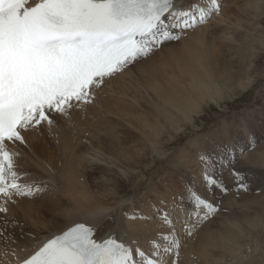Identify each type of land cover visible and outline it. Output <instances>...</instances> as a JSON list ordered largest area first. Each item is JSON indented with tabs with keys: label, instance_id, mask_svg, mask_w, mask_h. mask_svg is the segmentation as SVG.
I'll return each mask as SVG.
<instances>
[{
	"label": "snow or ice",
	"instance_id": "obj_1",
	"mask_svg": "<svg viewBox=\"0 0 264 264\" xmlns=\"http://www.w3.org/2000/svg\"><path fill=\"white\" fill-rule=\"evenodd\" d=\"M220 11V0L188 9L179 7L176 0H37L34 4L31 0H0V216L4 225L0 236L9 223L24 227L19 221L9 222V205L35 198L49 188L46 183L21 182L24 174L16 163L19 154L8 145L27 146L22 133L45 125L49 130L58 127L56 116L71 126L74 114L95 104L108 80L162 45L180 41L187 31L208 23ZM249 143L251 149L257 146L254 138ZM225 147L234 189L209 171L214 167L211 154L199 156L205 187L214 199L217 191L222 197L233 190H248L235 167V149ZM214 199L192 193V212L185 211L183 217L176 204L157 210L169 231L158 233L150 250L132 237L143 234L140 222H150L152 217L132 211L124 213L118 223L128 241L118 239L116 233L98 240L93 226L76 223L47 239L31 255L6 249L3 256L11 255L15 264H182V233L192 236L217 213L226 211ZM177 220L182 227H177Z\"/></svg>",
	"mask_w": 264,
	"mask_h": 264
},
{
	"label": "bare ground",
	"instance_id": "obj_2",
	"mask_svg": "<svg viewBox=\"0 0 264 264\" xmlns=\"http://www.w3.org/2000/svg\"><path fill=\"white\" fill-rule=\"evenodd\" d=\"M220 1L221 3L231 1V3L228 2L230 5L224 8L223 12L221 10L220 13L213 15L208 23L187 31L189 35L186 41H182V46L175 45V47L171 45L174 48H171L168 52H170L173 58L168 57L169 63H162L161 61L160 68H155V65L152 67L149 66L152 72H156V70H168L171 73L164 74L160 80L153 78L152 74L138 71L137 75L146 79L142 81V84L144 86L148 85L151 91L152 96L150 97L149 103L153 109L141 111L139 104L140 98L138 97L133 102H130V104L122 106L118 110L112 111L109 109L108 101L115 97L118 80L123 76L128 78L132 75V73H127L128 68L121 74L108 80L106 86L97 93V100L94 104L98 107L97 111L93 113L87 111L86 117H83V114L79 112L74 114L75 124L69 130L61 132V139L58 143L51 142L44 129L40 134L37 133V129H32L22 133L27 141V146L19 142L8 145L10 150L19 154L16 163L18 170L24 174L21 182L46 183L49 185V188L44 192V196L21 199L17 205H9V212L7 214L9 221L16 220L25 225L23 229L13 227L10 239L0 242V264H9V262L15 264L14 257L9 255L5 258L3 256L6 249H16L21 255L28 256L39 248L49 237L76 223H86L93 226L96 230V239L98 240H103L109 235L116 233L118 239L128 241L130 238L119 232L118 223L123 220L124 211L132 212L137 210L134 209L135 204L141 199L145 202L140 207V212L151 216L152 220L150 222H140L145 232L143 234H137L132 238L137 239L142 248L150 250L151 240L156 238L158 233H167L169 231L161 223L159 217H157V209L160 205L155 203L159 201V198L156 200L153 196L156 192H146L148 194L145 200H143L144 194V196L128 195L120 198L115 204H113V200L116 197H113V194H119L120 189L126 182L138 176L135 172L136 167L134 165L140 162L141 158H145L154 153L162 160L167 156L162 146L169 140L168 138H164V135L168 133L171 137L172 132L179 133L184 125L193 123L194 116L203 111L204 106L209 101L218 103L223 97L221 82L227 88L230 87L229 89L232 93H234L237 87L244 88L245 84L249 82L253 70L251 61H255L258 51L248 46L251 44L250 37L247 36L248 34L245 33L243 37H238L239 39L237 40L235 39V30L232 29L237 24L235 23V17L227 16V13L233 8L232 4L234 5L235 0ZM245 1L253 2L252 0ZM261 1L264 0L257 2ZM36 2L37 0H31L32 4ZM176 2L183 9H188L194 4H200L202 6L207 4V0H176ZM256 5L254 4L255 7ZM253 9L262 10V13L254 12V17H264V6ZM221 27H223V30L218 31L219 33L216 30H212L211 35L217 36L211 40H207L206 32L208 29L219 28L220 30ZM243 27L249 30L246 25ZM221 40L226 43L225 49L227 53L225 55L214 46L215 41ZM163 46L165 47V45ZM165 53L167 52L165 51ZM248 56L250 57L249 65L242 76L234 68L235 60L241 63ZM248 70L250 71L249 73ZM139 80V78L135 80L133 88L137 87ZM114 120L117 123L113 122ZM91 124L103 126L102 128H94L91 130ZM117 125L124 128L122 131L127 129V132L134 131L137 133L136 137L130 141V147H128L127 143L129 138L127 139L125 137L124 132L114 129ZM229 143L232 145V148H236L235 151L238 155H236V161L241 159V162L248 164L247 166L249 167V153L252 151V149L251 151L249 150L250 144L248 143L247 145L245 140L236 141L235 138H232ZM260 147L263 149V145ZM131 149H135L134 154L133 152L131 153ZM241 150L244 151V155L242 156L238 154ZM188 158L186 156V159ZM181 159L184 164L174 159V169L179 171V166L185 165L184 168L181 166L184 170H182L183 172L181 174L183 180L190 186L189 193L192 195V193L196 192L212 199L211 192H207V188L201 177H197L194 181L195 177L191 173L190 165L186 164L183 158ZM190 160L192 161L193 159ZM175 162L179 164L175 165ZM81 166L87 168L89 171H96L100 177L95 179L99 180L98 184L94 180V182L92 181L90 183L91 185L89 187L85 186V181L80 175L81 172L84 173V170L80 168ZM105 175L119 180L115 184L117 188L116 192H114V189L110 191L109 184L111 180L102 178ZM225 175L229 176V173ZM149 180H153L152 177ZM137 181H140L139 177ZM153 183L155 184V180ZM169 185L167 186L169 187ZM150 186H147V188L150 189ZM151 188H154V186ZM170 195L173 196L174 194L171 193ZM149 196L150 198H148ZM240 199L246 205H249L251 201L243 197ZM251 199L254 201L260 198L258 196L256 199ZM258 200L256 202H259ZM218 201L221 202L219 199H214V202ZM232 201L235 202L233 198L229 197L228 201H224L225 204L222 203L223 208L226 209L224 214L228 213L227 211L234 213L235 210H238L235 209L237 206H234L233 204L235 203H232ZM160 207L162 209L169 208L170 206L169 204H162ZM96 210H102L101 214L96 215ZM220 214L222 215L223 211ZM259 214L254 216L251 221H249L251 218L247 217L241 221L243 223L244 221L246 223L250 222L252 227L256 226L260 222H263L264 219V212ZM182 215L183 213L180 212L181 217ZM233 216L235 217V215ZM234 222V226L227 229L226 232L223 231L224 233L221 234H218L219 231H216V233L212 228H209L207 231L204 229L201 232L196 231L192 237L189 236L183 239L182 235V240L185 245L181 252L182 264H230L229 262L232 259L235 262V257L238 254L236 246L238 247L237 244L241 241V226L243 224L240 225L235 220ZM177 227H181L179 220H177ZM21 232L24 234L23 237L21 236ZM194 239L196 243L193 242ZM160 242L163 243V241ZM21 249H25V251L21 252ZM216 249L218 252L215 251ZM255 264H264V261Z\"/></svg>",
	"mask_w": 264,
	"mask_h": 264
},
{
	"label": "rangeland",
	"instance_id": "obj_3",
	"mask_svg": "<svg viewBox=\"0 0 264 264\" xmlns=\"http://www.w3.org/2000/svg\"><path fill=\"white\" fill-rule=\"evenodd\" d=\"M252 1L253 2L250 3L249 1L247 2L245 0H235L234 5L232 4L233 8L230 10L229 13H227V16H234L235 23H237L232 28L235 30V34H234V36L236 37L235 39L237 40L239 39L238 37L240 38L243 37L245 33L248 34L247 36L250 37V41H251V44H249L248 46L249 47L251 46V49L258 51L257 58L255 59V61H251L253 64V70L251 72L250 75L251 78L249 82L245 84L244 88L237 87L234 93L231 92V90L229 89L230 87L227 88V86L223 84V82H221L220 85L223 87V97L220 99V101H218V103L209 101L208 104L204 106L203 111H201L198 115L194 116L193 123L184 125L183 129L179 133L172 132L171 137L168 133L164 135V138L166 139L168 138L169 140L167 143H164L162 146L163 149L165 150L164 153L167 154V156L162 160L160 159V157L157 156L156 153H154L146 156L145 158H141V161L138 162L136 165H134L136 167L135 172L137 173L138 176L126 182L125 185L120 189L119 194H113V197H116L113 200V204H115L119 201L120 198H124L125 196L128 195L130 196L145 195L143 199L145 200L146 195L148 194L146 192H150V193L156 192V194L153 196L156 198V200L159 198V201L155 202L157 205L162 206V204H169L170 207L168 209H170L174 206V204L176 205L179 204L183 215L185 211L190 213L192 212L194 201L192 200V195L189 193L190 186L182 178L181 172L184 171L183 168L185 167V165H180L179 171L175 170L174 169L175 166L173 164L174 159L175 160L177 159V161L183 163L181 159L183 158L185 160V163L190 165V168L192 170L191 173L195 177L194 181L197 179V177L198 178L201 177L202 181L205 183V178L202 175V164L199 159V156L201 153L211 154L213 157L214 167H211L209 171L212 173L213 176L223 180L228 185L229 188L234 189L235 184L233 181V177L231 175V168L228 164V160L230 159V157L228 156V151L225 146L232 148V145H230L229 143V141L232 138L233 139L235 138L236 141L245 140L247 145L250 141V138H254L257 146L254 149H252V151L251 148H249V150L251 151L249 153V157H250L249 167L247 166L248 164L241 162L242 161L241 159L238 161L235 160V167L238 171H240L243 174L245 182L248 186V190L239 191V192L233 190L230 191L229 194L222 197L218 191L216 192L217 195L215 194L216 196L215 199L221 200V202L218 201L221 204V207H223L222 203L225 204L224 201L226 200L228 201V198L231 197L233 198V200H235V202L232 201V203H235L233 205L238 207V208L235 207V209L238 210H235L234 212L235 214L231 213V211L230 212L227 211L228 213L224 214L225 211H223V214L221 215L219 212L220 215L217 213L214 218L205 222L203 226L197 230V232L198 231L201 232L203 229L207 231V229L212 228L215 232L219 231L218 234L219 233L221 234L224 233L223 231L226 232L227 229L234 226L233 224L235 223L234 220L236 221V223L239 222L240 225L243 224L241 226V231H242L241 241L237 244L238 247L236 246V250L238 254L236 253L237 257H235V262L232 259L231 260L232 262L231 261L229 262L230 264H255L264 261V219L263 222H260V224L253 227L250 225V222L246 223L244 221L243 223L241 221L245 217L251 218L249 220L251 221L254 216L258 215L259 213L262 214V212H264L263 209L264 208V202H263L264 201V17L262 18L254 17V12L260 13L262 10L258 9L259 10L258 11L253 9L261 6L263 7L264 1H261L262 5L261 2H257L259 0H252ZM228 2L231 3V1ZM228 2L221 3L222 12L224 8L230 5V3ZM245 3L247 4L246 6ZM254 4L255 5L257 4L259 6L256 5L255 7ZM244 25H246L249 28V30L246 29V27H243ZM212 30L213 31L216 30L217 33H219L221 30H223V27H221L220 30L219 28L208 29L207 30L208 33L206 32L207 40H211L213 37L217 36V35H211ZM188 35L189 33L186 32V34L183 36V38L180 41L168 42L164 44L165 45V47L163 46L164 48L161 46L162 48L160 47V49L157 50L153 55H150L145 59H139L134 64L129 65L128 67L129 70L127 73H132V75L129 76L128 78H125L123 76L118 80L115 97L111 98L108 101L109 109L112 111L118 110L122 106L128 105L130 104V102H133L136 97L140 98L139 104L141 111H145L146 109H151L152 105L149 103L150 97L152 96L151 91L149 90L148 85L144 86L142 84V81H145L146 79L142 76H138L137 75L138 71L146 72L147 74H152L153 78L160 80L162 79L164 74L171 73L168 70H156V72H152L149 68L154 65L155 68H160L163 62L169 63L168 57L170 58L173 57H171V54L170 52H168V50H171V48L173 49L175 45L182 46L183 44L182 41H186ZM225 45L226 43H224L222 40L215 41L214 43L215 48L221 50V53H223V55L227 53V50L225 49L226 48ZM165 51L167 53H165ZM249 59L250 57L248 56L241 63L235 60L234 68L239 73H241L242 76L243 73L245 72V69L249 65ZM249 72L250 71L248 70V73ZM137 78H139L140 80L138 82L137 87L133 88V84L135 83V80ZM108 97L110 98V96ZM97 109L98 107L93 104L88 106L86 111L84 112L78 111V112L82 113L83 117H86L87 111L93 113L94 111H97ZM57 117L58 116L54 117V119L57 120ZM58 118H59L57 120L58 127L56 128L53 127L51 130H49L48 127L45 125L41 130H38L37 133L39 134L42 133L44 129V131H46V133L48 134L50 141L53 143L54 142L58 143L61 139V134H62L61 132L65 130H69V128L75 124L73 120L71 126H69L66 123H61L60 122L61 118L60 117ZM113 122L117 123L116 120H114ZM102 126L103 125L96 126L91 124L90 127L92 130L94 128L96 129L102 128ZM114 129H116V131H120V130L122 131L124 128L117 125ZM127 131L128 130L125 129L122 132H124V135L125 137H127V139L129 138V141L127 143H128V147H130V141L134 137H136L137 133H135L134 131L133 132L132 131L127 132ZM262 145H263V149L260 147ZM134 151L135 149L134 150L131 149V153L133 152L134 154ZM261 153L262 155H260ZM186 156L187 158L190 157L188 158L189 160L193 159L194 161L193 160L189 161L188 159H186ZM218 157H223V159H218ZM178 159H180L181 161ZM196 161L198 165L196 164ZM176 164L179 163L175 162V165ZM80 168L84 170V173L81 172L80 175L85 181V186L89 187L91 185L90 183L92 181L94 182V180L97 179L99 175L96 173V171H89L87 168L82 166ZM226 173H229V176L225 175ZM138 177L140 179L139 182L137 181ZM151 177L153 180H149ZM102 178L111 180L109 184L110 191L112 189H114V192L117 191L115 184L119 181L118 179L109 175H105ZM154 180H155V184L153 183ZM98 182L99 180H95L96 184H98ZM195 183L198 184L197 182ZM167 185H169V187ZM147 186L148 187L150 186V189L147 188ZM152 186H154V188H151ZM206 190L208 193L209 191L211 192V189L207 188ZM171 193L174 195L173 196L170 195ZM40 196H44V193L40 194L37 197L39 198ZM258 196L260 198L259 200L257 199L259 202H256L257 200L253 201L251 199V198L256 199ZM241 197L245 199H250L252 202L250 201L249 205H246L240 199ZM148 198H150V196ZM138 202L140 203L138 204ZM144 202L145 201H142V199L138 200L137 203L135 204L134 209L135 210L137 209L136 211H140L141 209L140 207L144 205ZM160 206L158 207L157 210L161 208ZM125 212L126 211H124V213ZM233 215H235V217ZM0 219H1L0 227H3L4 226L3 217L1 216ZM9 224L10 225H8V228L5 231L6 233H4L3 236H0V242L9 240V239L5 240L6 236L11 235V230L13 228V226H11V223ZM182 235H183V239L189 237L188 235H184L183 233ZM195 239L193 242H195ZM215 251L218 252L217 249ZM221 257L224 258L223 256Z\"/></svg>",
	"mask_w": 264,
	"mask_h": 264
}]
</instances>
